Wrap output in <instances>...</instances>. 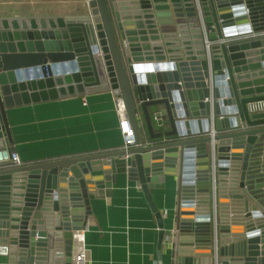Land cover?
<instances>
[{
  "label": "water",
  "instance_id": "95a60500",
  "mask_svg": "<svg viewBox=\"0 0 264 264\" xmlns=\"http://www.w3.org/2000/svg\"><path fill=\"white\" fill-rule=\"evenodd\" d=\"M87 6L77 15L0 17L6 264H72L92 198L121 173L141 186L161 229L151 188L176 177V264H264V0ZM104 91L123 100L134 145L13 160L7 108ZM153 107L166 111L168 130L155 131Z\"/></svg>",
  "mask_w": 264,
  "mask_h": 264
},
{
  "label": "crops",
  "instance_id": "0c3cea01",
  "mask_svg": "<svg viewBox=\"0 0 264 264\" xmlns=\"http://www.w3.org/2000/svg\"><path fill=\"white\" fill-rule=\"evenodd\" d=\"M88 0H0V17L77 15L87 11ZM111 91L22 102L7 108L13 147L20 163L31 164L70 155L122 149L117 102ZM152 113L158 109L151 108ZM144 136H149L139 112ZM155 131L164 129L153 120ZM161 212V229L141 189L126 173L93 197L85 229V264H176L173 231L179 192L177 179L167 176L164 187L151 188ZM164 235V236H163ZM0 264H6L0 255Z\"/></svg>",
  "mask_w": 264,
  "mask_h": 264
},
{
  "label": "built area",
  "instance_id": "2783aa9c",
  "mask_svg": "<svg viewBox=\"0 0 264 264\" xmlns=\"http://www.w3.org/2000/svg\"><path fill=\"white\" fill-rule=\"evenodd\" d=\"M122 100L121 98H119ZM117 110L120 116V130L124 138V147H129L135 144V132L132 124L127 116L126 108L123 100L117 102ZM152 118L155 123L162 129L167 124L166 111L163 108H158L153 111ZM13 160L20 163L18 156L13 153ZM87 254V246L85 241V229H79L74 232V251L72 264H85Z\"/></svg>",
  "mask_w": 264,
  "mask_h": 264
},
{
  "label": "trees",
  "instance_id": "16d2710c",
  "mask_svg": "<svg viewBox=\"0 0 264 264\" xmlns=\"http://www.w3.org/2000/svg\"><path fill=\"white\" fill-rule=\"evenodd\" d=\"M168 123V122H167ZM166 126H167V124H166Z\"/></svg>",
  "mask_w": 264,
  "mask_h": 264
}]
</instances>
